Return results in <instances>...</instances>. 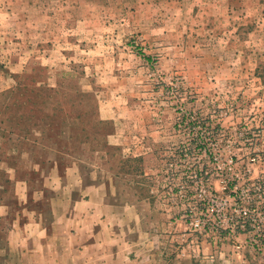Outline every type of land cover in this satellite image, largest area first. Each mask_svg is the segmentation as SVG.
Segmentation results:
<instances>
[{
	"label": "rangeland",
	"instance_id": "1",
	"mask_svg": "<svg viewBox=\"0 0 264 264\" xmlns=\"http://www.w3.org/2000/svg\"><path fill=\"white\" fill-rule=\"evenodd\" d=\"M0 264H264V0H0Z\"/></svg>",
	"mask_w": 264,
	"mask_h": 264
},
{
	"label": "trees",
	"instance_id": "2",
	"mask_svg": "<svg viewBox=\"0 0 264 264\" xmlns=\"http://www.w3.org/2000/svg\"><path fill=\"white\" fill-rule=\"evenodd\" d=\"M29 88L26 85H20L19 87H17L14 91V93H26V91H28ZM37 91V90H36Z\"/></svg>",
	"mask_w": 264,
	"mask_h": 264
}]
</instances>
